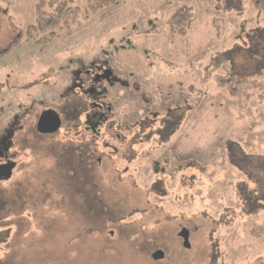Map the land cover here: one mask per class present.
<instances>
[{"label":"rangeland","instance_id":"374dc122","mask_svg":"<svg viewBox=\"0 0 264 264\" xmlns=\"http://www.w3.org/2000/svg\"><path fill=\"white\" fill-rule=\"evenodd\" d=\"M255 1L120 0L37 46L35 0H0V264H264V99L213 77L264 73ZM94 66L114 76L106 94L70 92ZM46 109L62 125L40 135Z\"/></svg>","mask_w":264,"mask_h":264},{"label":"trees","instance_id":"16d2710c","mask_svg":"<svg viewBox=\"0 0 264 264\" xmlns=\"http://www.w3.org/2000/svg\"><path fill=\"white\" fill-rule=\"evenodd\" d=\"M86 7L84 10L73 5L72 0H35L36 19L34 25L28 27L26 31L28 41H32L37 46H45L51 43L59 33H69L74 27L81 25L90 18L91 14L102 10L103 8L117 4L120 0H82ZM252 1V0H251ZM253 3H256L253 0ZM259 3V2H258ZM193 18L190 12L175 14L168 20V28L172 35L184 37L190 30ZM261 35H264L261 33ZM17 41L12 45H16ZM10 50L7 49L3 54ZM227 66V56L221 55L217 58L208 60L206 70ZM223 76L214 75V81L217 87L225 89L232 98H249L253 93L258 94V98L264 99V83H258L257 80L264 78L262 69L256 70L251 75L237 79L230 71L225 70ZM229 79L233 80V83ZM74 168V167H73ZM77 172H82L85 168H75ZM71 169V173L75 172ZM76 173V172H75ZM87 174L85 173L84 177ZM251 209V208H249ZM249 209H246L248 211ZM253 234V231L251 232ZM259 237V236H257Z\"/></svg>","mask_w":264,"mask_h":264},{"label":"flooded vegetation","instance_id":"af4514ba","mask_svg":"<svg viewBox=\"0 0 264 264\" xmlns=\"http://www.w3.org/2000/svg\"><path fill=\"white\" fill-rule=\"evenodd\" d=\"M104 68H101V66H94L91 71H77V72H75L74 73L75 77L73 78L74 81L72 83L71 88H69V91L74 94L75 93L74 90H77V91L82 90V92L85 90V92H83V94H86L87 96H89L90 98H93L95 100H100V98H102V96L106 94L105 89L101 88L102 87L101 83L107 82L106 84L110 87H112L113 83H115V81H114L115 79H114V76L112 75V73L109 70H105ZM81 76H82V78L80 79ZM83 77H85V79ZM84 86L87 89L86 88L84 89ZM80 106H81V103H80ZM76 107L78 108V105H76ZM91 108L94 111H100L103 107L100 105H97V104H91ZM106 109H108V108H106ZM82 112H84V111H81L80 113H82ZM95 116H96V114H94V113L91 114L92 118H95ZM98 116L102 117L101 114H98ZM86 117H87V115H86ZM61 125H62V121H61ZM4 150H7V148H4ZM4 157H6L5 154H3L2 157H0V160ZM0 164H2V163L0 162ZM5 170L7 172L8 165H6ZM89 171H90V169L82 170V172H84L86 174H89ZM165 257H166V254H165L164 258Z\"/></svg>","mask_w":264,"mask_h":264},{"label":"water","instance_id":"95a60500","mask_svg":"<svg viewBox=\"0 0 264 264\" xmlns=\"http://www.w3.org/2000/svg\"><path fill=\"white\" fill-rule=\"evenodd\" d=\"M61 126V120L56 112L50 109L44 110L38 117L35 129L40 135H50L56 133ZM178 238L182 240V247L184 249L190 248L189 242V232L188 230L182 228L178 234ZM165 253L161 249L153 251L150 255L151 259L154 261L163 260Z\"/></svg>","mask_w":264,"mask_h":264}]
</instances>
